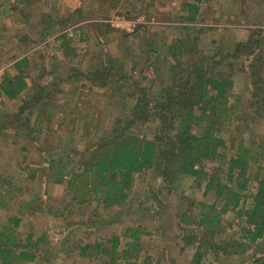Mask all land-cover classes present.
I'll return each mask as SVG.
<instances>
[{"label":"rangeland","instance_id":"rangeland-1","mask_svg":"<svg viewBox=\"0 0 264 264\" xmlns=\"http://www.w3.org/2000/svg\"><path fill=\"white\" fill-rule=\"evenodd\" d=\"M187 1L192 0H0V81L15 72V60L26 57L21 66L29 84L14 99L0 94V221L16 216L21 239L42 238L33 264H193L197 240L183 236L203 234L199 202L211 204L214 195L204 194L190 177L178 174L167 184L152 168L144 169L135 175L126 206L95 213L72 198L64 181L54 182L57 172L64 179L78 173L86 148L136 102L116 83L97 86L85 78L99 55L122 53L127 60L134 55V73L145 76L141 84L156 86L164 74L158 77L152 64L173 60L167 48L152 52V41L160 46L187 32L172 26H192L197 58L210 59L212 70L233 80L232 107L221 119L227 146L205 168L223 167L231 147L243 142L258 154L250 162V184L264 177V0H202L189 23ZM188 61V55L180 58L183 65ZM37 87L43 95L33 103ZM27 99L31 105L21 108ZM155 123L138 124L136 130L151 134ZM221 223V232L203 240V263L264 259V236L246 240L240 230L244 222L234 212L222 214ZM131 225L145 232L138 255L111 258L104 250L107 239ZM85 243L101 246L83 256L79 247Z\"/></svg>","mask_w":264,"mask_h":264},{"label":"trees","instance_id":"trees-1","mask_svg":"<svg viewBox=\"0 0 264 264\" xmlns=\"http://www.w3.org/2000/svg\"><path fill=\"white\" fill-rule=\"evenodd\" d=\"M200 1L184 3L187 8L185 22L195 21ZM172 27L187 32L177 35L171 43L163 42L160 46L151 39L152 52L157 50L158 53L163 47L167 48L173 60L167 63V54L163 53L161 57L165 62L152 64L158 77L164 74L156 86L141 84V77L145 79V76L141 74L139 77L137 70L134 73V67L137 68L134 55L128 60L122 53L99 55L98 64L84 75L85 78L97 86L116 83L136 102L129 115L117 117L112 126L106 128L105 134L93 146L86 148L88 155L79 163L78 173L64 179L62 171L60 175L57 172L58 178L54 182L64 181L73 192L72 198L79 204H90L95 213L100 208L126 206L135 175L144 169L152 168L167 184L172 183L178 174L190 177L195 186L203 188L204 194L211 192L214 195L211 204L199 202L198 225L203 234L183 236L188 241L197 240L193 264H205L200 247L204 244V238L222 231V214L234 212L241 218L244 224L240 230L251 243L264 236V177L256 176V184H250V162L258 159V154L243 142L231 147L233 153L225 156L223 167L216 166L212 170L205 168L206 162L221 157L220 149L227 146L220 134L221 119L232 107L229 97L232 95L233 80L212 70L210 59L201 55L197 58V48L191 43L188 31L192 26L183 24ZM187 55L188 63L181 64L180 58ZM26 60V57L15 60V72L3 75L0 81L1 95L14 99L29 89L21 66ZM252 74L255 76V72ZM110 77L112 79L109 80ZM42 87L48 91V86ZM37 89L39 93L34 92L31 97L34 98L33 103L43 95L39 87ZM150 90L155 93L154 97L149 95ZM29 105L31 103L27 99L21 108ZM260 115L264 116V112ZM151 122H156L151 134L136 130L138 124ZM30 170L35 172V169ZM32 176L29 175L30 178ZM216 204L220 205L218 210ZM18 225L16 216L0 221V264H33L39 258L38 244L42 238L31 240V236H27L25 240L21 239L16 229ZM143 233L139 226H125L120 234L113 233L107 239L110 246L104 250L111 252V258L127 260L137 256L142 248ZM121 240L124 247L119 249ZM93 246L100 247L101 244L85 243L79 247V253L90 256L88 249ZM263 260L257 257L251 264H264Z\"/></svg>","mask_w":264,"mask_h":264}]
</instances>
